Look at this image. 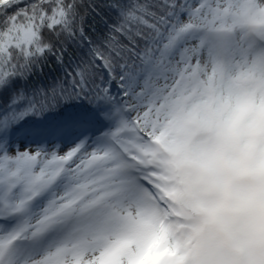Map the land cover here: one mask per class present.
Wrapping results in <instances>:
<instances>
[{"label": "snow or ice", "instance_id": "obj_1", "mask_svg": "<svg viewBox=\"0 0 264 264\" xmlns=\"http://www.w3.org/2000/svg\"><path fill=\"white\" fill-rule=\"evenodd\" d=\"M0 264H264V0H0Z\"/></svg>", "mask_w": 264, "mask_h": 264}, {"label": "trees", "instance_id": "obj_2", "mask_svg": "<svg viewBox=\"0 0 264 264\" xmlns=\"http://www.w3.org/2000/svg\"><path fill=\"white\" fill-rule=\"evenodd\" d=\"M60 71V68L51 61L49 62V66L45 68V73L48 74L49 80H51L55 75L59 74Z\"/></svg>", "mask_w": 264, "mask_h": 264}]
</instances>
